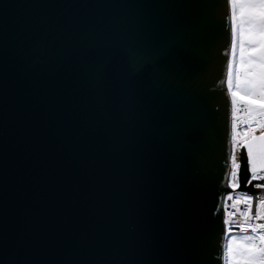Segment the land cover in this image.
<instances>
[{
  "label": "water",
  "instance_id": "1",
  "mask_svg": "<svg viewBox=\"0 0 264 264\" xmlns=\"http://www.w3.org/2000/svg\"><path fill=\"white\" fill-rule=\"evenodd\" d=\"M226 4L0 0V264H226Z\"/></svg>",
  "mask_w": 264,
  "mask_h": 264
},
{
  "label": "snow or ice",
  "instance_id": "2",
  "mask_svg": "<svg viewBox=\"0 0 264 264\" xmlns=\"http://www.w3.org/2000/svg\"><path fill=\"white\" fill-rule=\"evenodd\" d=\"M193 7H202V5H193ZM239 13V19L242 25L240 36V62L241 68L247 65L250 75L245 76L244 95L252 97L253 100L262 102L261 105H253L250 102L245 101L248 106L249 113L257 112L261 116H264V0H227L225 7V15L231 16L233 28L237 23V15ZM201 33L198 27H193L189 33L188 40L192 47L187 54V61L192 71V79L198 77L200 60L196 51L195 45L199 42ZM248 45L246 48L245 45ZM145 55V53H140ZM233 55H235V48L233 47ZM229 89L232 88V78L229 75L228 79ZM233 103L237 102V91H231ZM264 127V123H262ZM248 132H245L244 146L247 149V153L240 154V163H237V157L232 156V171L230 174L232 189H244L247 188L252 181L260 180L264 181V176H260V172H264V143H261L260 147L254 152V143L248 141ZM261 142H264V136L259 137ZM206 146H210V138L205 131L203 136ZM250 163L251 169L248 170ZM252 187H256L252 184ZM231 199V197H229ZM241 202L249 205L248 212L242 213L246 217L255 216L257 221H264V211L259 213L255 212V197L254 195L242 196L240 200L236 201V204ZM261 209H264V200L259 201ZM227 221H223L221 231H224L223 225H226ZM254 232L264 233V223H257L252 226ZM229 244L227 251L230 254H234L233 244ZM242 248V264H264V235H260L258 242L253 238L249 243L241 246ZM190 261L189 264H203L200 257V249L196 242L193 243L190 249Z\"/></svg>",
  "mask_w": 264,
  "mask_h": 264
},
{
  "label": "built area",
  "instance_id": "3",
  "mask_svg": "<svg viewBox=\"0 0 264 264\" xmlns=\"http://www.w3.org/2000/svg\"><path fill=\"white\" fill-rule=\"evenodd\" d=\"M264 118H257L254 120L249 119V115L244 107H239L236 111V117L234 118V133L238 141L245 140V132H248V139L257 134H264ZM260 176H264V172L259 173ZM247 192H233L229 194L225 200L224 208L226 214V231L231 235H247L255 238L258 242L260 235H264L261 232H254L252 226L257 223H264V221H257L255 216L246 217L242 213H247L249 205L241 202L236 204L237 200H240L242 196H248ZM231 197V199L229 198ZM264 200V194L259 195L255 203V212L259 213L264 211L260 208L259 201Z\"/></svg>",
  "mask_w": 264,
  "mask_h": 264
},
{
  "label": "rangeland",
  "instance_id": "4",
  "mask_svg": "<svg viewBox=\"0 0 264 264\" xmlns=\"http://www.w3.org/2000/svg\"><path fill=\"white\" fill-rule=\"evenodd\" d=\"M241 22L239 19V13L237 15V23L234 28V48H235V55H233V70H232V91H237V96L243 100L252 103L253 105H261L262 102L253 100L252 97L244 95V84H245V76L250 75L247 69V65L244 68H241L240 62V45H241ZM245 47L247 48L248 45L246 44ZM235 242L233 244L234 254H230L227 251V264H242V248L241 246L249 243L250 241L245 237L240 236H232L228 240V246L230 243Z\"/></svg>",
  "mask_w": 264,
  "mask_h": 264
}]
</instances>
